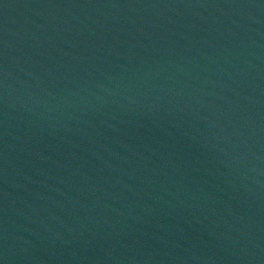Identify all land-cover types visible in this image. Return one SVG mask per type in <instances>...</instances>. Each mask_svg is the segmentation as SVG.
<instances>
[{
	"label": "water",
	"instance_id": "obj_1",
	"mask_svg": "<svg viewBox=\"0 0 264 264\" xmlns=\"http://www.w3.org/2000/svg\"><path fill=\"white\" fill-rule=\"evenodd\" d=\"M0 264H264V0H0Z\"/></svg>",
	"mask_w": 264,
	"mask_h": 264
}]
</instances>
